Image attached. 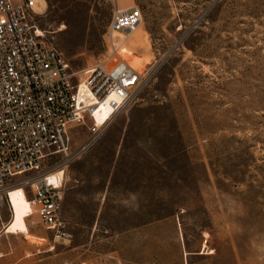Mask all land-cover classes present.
I'll return each mask as SVG.
<instances>
[{
    "label": "rangeland",
    "instance_id": "rangeland-1",
    "mask_svg": "<svg viewBox=\"0 0 264 264\" xmlns=\"http://www.w3.org/2000/svg\"><path fill=\"white\" fill-rule=\"evenodd\" d=\"M44 2L38 27L75 75L107 55L112 8H139L122 49L148 75L67 169L78 180L62 200L68 242H50L31 214L28 231L46 240L2 235L0 252L30 264H264V0ZM70 132L73 144L85 135Z\"/></svg>",
    "mask_w": 264,
    "mask_h": 264
},
{
    "label": "built area",
    "instance_id": "built-area-1",
    "mask_svg": "<svg viewBox=\"0 0 264 264\" xmlns=\"http://www.w3.org/2000/svg\"><path fill=\"white\" fill-rule=\"evenodd\" d=\"M45 7L38 0H0V207L10 217L11 195L24 199L28 215H36L52 241L63 242L69 237L63 195L78 185L68 167L132 102L148 74L118 54L142 23L136 6L112 8L104 33L107 55L76 75L38 27ZM106 101L108 112L96 120ZM74 127L85 131L77 144L71 143Z\"/></svg>",
    "mask_w": 264,
    "mask_h": 264
},
{
    "label": "crops",
    "instance_id": "crops-1",
    "mask_svg": "<svg viewBox=\"0 0 264 264\" xmlns=\"http://www.w3.org/2000/svg\"><path fill=\"white\" fill-rule=\"evenodd\" d=\"M13 206L14 204L12 205L11 218L9 217L7 208L4 206L0 207V210L3 209L9 217V220L7 221V223L0 226V237L2 235H20L23 237V240H28V242L33 245H39L41 241H45L46 238H38L28 231L25 218H24L25 214H23L21 217H17L16 210H15L16 207L15 206L13 207ZM26 210H27V207H26ZM68 239L63 242H56V241H52L51 239H50L51 241L50 240L48 241L64 244L68 242ZM5 255H6L5 253L0 252V264H30L31 263V262H28L29 254L15 255L12 258H6Z\"/></svg>",
    "mask_w": 264,
    "mask_h": 264
},
{
    "label": "bare ground",
    "instance_id": "bare-ground-1",
    "mask_svg": "<svg viewBox=\"0 0 264 264\" xmlns=\"http://www.w3.org/2000/svg\"><path fill=\"white\" fill-rule=\"evenodd\" d=\"M39 1V4H40V7L41 8H44L45 6H46V4H45V2H44V0H38ZM123 46L122 47H120V50H119V52H118V54H119V56H121L123 59L124 58H126V59H124L125 61L127 60L128 62V64L135 70V71H137V72H139L140 71V69H138V67L134 64V62H133V60H132V56L131 55H129L127 52H125V51H123ZM99 109L102 111V114H100V113H97L96 114V120H100L101 118H102V116L104 115V114H106V112H108V105H107V101L104 103V105H102V106H100L99 107ZM15 195H11V198L12 197H14ZM11 200V199H10ZM11 205H12V202H11ZM30 212V208L28 207V205H27V210H26V213H25V217L24 218H28L29 217V215H28V213ZM11 215H12V213H11ZM11 215H10V218H11Z\"/></svg>",
    "mask_w": 264,
    "mask_h": 264
}]
</instances>
